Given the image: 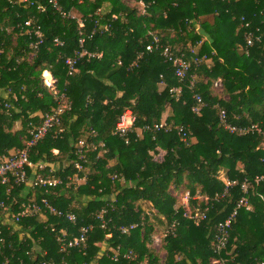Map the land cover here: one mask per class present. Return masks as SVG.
I'll return each instance as SVG.
<instances>
[{
	"label": "trees",
	"instance_id": "obj_1",
	"mask_svg": "<svg viewBox=\"0 0 264 264\" xmlns=\"http://www.w3.org/2000/svg\"><path fill=\"white\" fill-rule=\"evenodd\" d=\"M49 1L0 0V156L23 150L44 117L58 108L56 94L44 83L45 71L53 76L57 94L71 103L62 116L63 132L50 134L31 153V162L46 165L44 174L55 169L53 175L63 185L45 194L38 187L25 192L24 185L13 181L0 183V203L7 208L0 207V262L14 257L16 264H211L213 259L264 264V139L236 137L219 126L224 110L233 125L264 127V0H135L133 5L59 0L65 13L82 15L83 48L78 22L63 18ZM26 21L43 35L36 50L30 49L37 41L24 27ZM250 32L255 39L246 55ZM56 38L63 47L54 45ZM156 39L189 61L191 71L184 81L160 50L147 51ZM82 49L102 58L82 59L68 76L66 58ZM203 56L207 64L195 65L194 59ZM218 81L222 95L215 92ZM195 95L206 103L200 115L192 111ZM127 109L136 116L135 131L121 139L114 130ZM167 110L171 115L164 123L171 131L138 137L139 129L163 123ZM178 128L184 129L185 141ZM93 131L97 135L92 139ZM83 139L104 143L106 154H89L81 162L85 171L78 173L70 161ZM75 175L87 178L77 189L66 185ZM224 180L236 185L227 188ZM244 183L250 185V210L238 209ZM10 185L14 189L7 193ZM181 189L189 193L191 208L212 207L198 226L184 217V205L172 195ZM217 195L224 197L215 201ZM42 198L75 214L76 228L45 213L22 219L19 230L4 224L23 204ZM235 210L228 246L216 253V226ZM102 211L105 226L99 219ZM175 222V233L160 250L163 259L153 238ZM132 225L137 227L128 234L119 230ZM82 227L92 228L86 247L60 252L59 232L70 230L75 236Z\"/></svg>",
	"mask_w": 264,
	"mask_h": 264
},
{
	"label": "built area",
	"instance_id": "obj_2",
	"mask_svg": "<svg viewBox=\"0 0 264 264\" xmlns=\"http://www.w3.org/2000/svg\"><path fill=\"white\" fill-rule=\"evenodd\" d=\"M24 3H27L28 0H21ZM85 0H79V4H83ZM59 0H50L49 4L52 5V7L60 13V15L63 18H70L73 20H76L79 24V45L81 48L85 45V37L83 36V28L84 23L82 21V16H77L75 11H72L70 13H65L61 7L59 6ZM39 9L43 10V6L39 4ZM143 5V3H142ZM97 14H101V10L97 12ZM244 22V19H243ZM246 28H249L250 24L246 23L244 25ZM24 27H26L28 34L31 36L33 35L36 38V43H33L30 45V49H38V47L43 43V35L37 29L35 26H33L31 21H26ZM105 30H108L109 28L107 26H104ZM255 39V35L250 32L245 36L246 40V47H245V54L248 55V49L253 46ZM54 45L56 47H63L64 43L61 42L58 38L54 39ZM154 50H160L162 56L166 60L167 63L171 64L172 68L174 69L175 76L178 78L180 82L184 81L188 74L191 71V64L186 59L185 56H176L174 53L171 52V50L168 47H165L159 43V40H155L154 45H150L147 47V51L152 52ZM191 53L193 55H196V49L192 50ZM32 56H30L29 59H31ZM92 59V58H102V54H95L90 53L86 51L85 49H82L81 51H77L74 56L68 57L65 60V65L68 69V76H73L76 72L77 65L79 62L84 59ZM208 61L207 56H203L202 58H196L194 59L195 65H201V64H207ZM209 68V67H208ZM44 77V83L45 85L51 89L56 94V99L58 102V108L53 111L50 114H47L44 119L42 120L41 124L36 128L35 131L32 132L31 139L27 142L26 147L17 152L16 154H12L11 156H0V183L3 186H7L9 183L13 181L14 185L22 186L24 185L26 187L25 192H29V190L34 189L36 187L44 189L45 194H49L51 190L57 189L61 185H63V180L58 179L54 177V173H56L55 169L49 170V174H44L47 170L46 165L44 164H36L34 165L31 162V153L32 150L42 141L45 140L47 136L50 134H55L56 136L61 134L63 132L62 129V116L69 110H71V103L68 102V100L65 98L63 94H57L56 91V82L51 75V73L45 71L43 73ZM215 88L222 89V83L221 81H218L215 84ZM176 92H179L177 89H175ZM1 90H0V96H1ZM6 99L8 98V95L5 96ZM194 99L196 101L195 106L192 108L193 113L196 115H200L202 110L206 107V103L200 97L199 95H195ZM5 108L9 110L11 108V105L6 103ZM135 123H136V116L134 115L133 111L131 109H127L123 112V114L120 116L119 121L116 124L114 134L118 136L121 139H127L130 134H132L135 131ZM219 126L229 133L230 135L236 136V137H248V136H258L260 138L264 139V127H262L260 124H253V125H233L228 121V116L226 111L221 110L219 115ZM162 131L165 132L171 131V128H169L166 123H161L160 125H153V126H145L143 129H139L137 134L138 137L142 136L143 133L146 132H152V131ZM178 134L179 136L185 141L187 138V135L183 128H178ZM97 133L93 131L92 133V139L96 137ZM264 149V148H263ZM98 151L97 158H101L106 154V145L104 143L97 144L93 140L83 139L79 141L75 145V160L71 164L74 165L75 169L78 171V173H81L82 171H85L83 165L81 162H86L88 160L89 154L92 152ZM57 154V151H55ZM67 167V166H66ZM87 181L86 177L80 178L78 175L70 176L68 178V183H66L67 186H74L76 189L80 187L81 185L85 184ZM259 182V180H258ZM224 183L226 184V187H232L236 185V183L228 182L227 180H224ZM14 185H10V188L8 189L7 193H9L11 190L14 189ZM243 193L245 194L244 197L239 201L238 209L240 208H246L247 210H250V206L248 203L247 194L250 189V185L248 183H244L241 187ZM227 191V190H226ZM187 196V200L184 201L183 205L185 207V213L184 217L193 222L195 225H199L202 222L206 221L208 218V214L210 212V209L212 207L206 206L204 210L200 208H191L189 206V193H185ZM224 197V195H217L215 197V201H219ZM201 200V199H200ZM204 201H207V198L204 199ZM0 207L7 209L5 207V203L1 202ZM41 213H45L48 215L57 216L60 219H65L67 222L73 226V228H76L77 225V217L75 214L71 212H63L59 211L56 208H54L52 205H50L49 201L45 198H42L39 203L35 202L32 204H23L21 206L20 212L11 217L9 220L4 221V224L6 226H9L10 228H14L15 230L20 229V222L22 219L30 218L36 215H39ZM104 214L105 211H102L99 214V219L102 221V224H105L104 221ZM237 216V210L234 211V213L225 221L220 222L216 226V236H215V243H214V249L216 253L221 252L222 250L226 249L228 246L229 240H230V232L232 229V224ZM105 226V225H104ZM136 225L132 226H123L119 230L122 234H128L136 229ZM178 227V223L172 224L168 230L156 235L153 238V246L157 251L161 250L162 244L164 239H166L169 235H172L175 233L176 229ZM92 230L91 227H82L77 231L78 235H72L74 232L68 230H61L59 232L58 242L60 243V252L67 253L71 250H75L81 247H86L87 238L89 232ZM23 237V235L21 236ZM3 246L0 245V256H4L2 251ZM132 256V253L125 256V258L130 259ZM120 257V249H118V254L114 258V261L117 262ZM161 258L164 259V257L161 256ZM14 261V257L7 258L4 257L3 260L0 262V264H16ZM19 264H23L21 261ZM39 264H56L55 262H42ZM211 264H224L222 260L213 259L211 261Z\"/></svg>",
	"mask_w": 264,
	"mask_h": 264
},
{
	"label": "rangeland",
	"instance_id": "obj_3",
	"mask_svg": "<svg viewBox=\"0 0 264 264\" xmlns=\"http://www.w3.org/2000/svg\"><path fill=\"white\" fill-rule=\"evenodd\" d=\"M125 3L129 4V5H133L135 3V0H123ZM77 14V16H82L80 13L78 12H74ZM209 22H212V18H208L207 19ZM215 92L218 94V95H222V89H217L215 88ZM17 128L19 127V125L16 126ZM113 163V162H112ZM61 168L63 167L62 165L60 166ZM224 174H222V178H223ZM186 191L184 189H181L179 191H172V195L174 197H176L178 199V202H179V206L181 204H183L184 201H186L188 198L187 196L185 195ZM156 249H159V248H156ZM161 252V256L162 257H165V253L160 251Z\"/></svg>",
	"mask_w": 264,
	"mask_h": 264
},
{
	"label": "crops",
	"instance_id": "obj_4",
	"mask_svg": "<svg viewBox=\"0 0 264 264\" xmlns=\"http://www.w3.org/2000/svg\"><path fill=\"white\" fill-rule=\"evenodd\" d=\"M171 115V111L170 110H167L165 113H164V115H163V122H165L167 119H168V117ZM19 129V127L17 128L16 126H15V130H18ZM184 203V202H183Z\"/></svg>",
	"mask_w": 264,
	"mask_h": 264
}]
</instances>
